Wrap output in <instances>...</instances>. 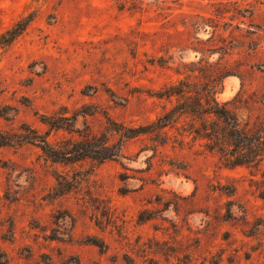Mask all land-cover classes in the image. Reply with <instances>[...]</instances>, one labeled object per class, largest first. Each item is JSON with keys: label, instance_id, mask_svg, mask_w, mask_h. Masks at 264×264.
<instances>
[{"label": "rangeland", "instance_id": "obj_1", "mask_svg": "<svg viewBox=\"0 0 264 264\" xmlns=\"http://www.w3.org/2000/svg\"><path fill=\"white\" fill-rule=\"evenodd\" d=\"M24 18L0 264H264V0H0Z\"/></svg>", "mask_w": 264, "mask_h": 264}, {"label": "trees", "instance_id": "obj_2", "mask_svg": "<svg viewBox=\"0 0 264 264\" xmlns=\"http://www.w3.org/2000/svg\"><path fill=\"white\" fill-rule=\"evenodd\" d=\"M30 22L31 20L27 18L18 21L11 29L7 30L0 36V45H11L19 36H21L25 32Z\"/></svg>", "mask_w": 264, "mask_h": 264}]
</instances>
